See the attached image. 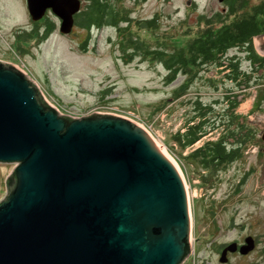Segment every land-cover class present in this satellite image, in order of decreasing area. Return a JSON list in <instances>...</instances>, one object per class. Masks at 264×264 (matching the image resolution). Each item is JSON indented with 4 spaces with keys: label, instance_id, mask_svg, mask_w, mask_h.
I'll list each match as a JSON object with an SVG mask.
<instances>
[{
    "label": "water",
    "instance_id": "95a60500",
    "mask_svg": "<svg viewBox=\"0 0 264 264\" xmlns=\"http://www.w3.org/2000/svg\"><path fill=\"white\" fill-rule=\"evenodd\" d=\"M26 3L33 21L51 9L62 34L82 6ZM0 163L14 165L0 200V264H182L190 253L184 181L146 131L116 114L61 115L1 60ZM253 248L247 236L219 261Z\"/></svg>",
    "mask_w": 264,
    "mask_h": 264
},
{
    "label": "rangeland",
    "instance_id": "374dc122",
    "mask_svg": "<svg viewBox=\"0 0 264 264\" xmlns=\"http://www.w3.org/2000/svg\"><path fill=\"white\" fill-rule=\"evenodd\" d=\"M187 1L122 0L120 8L131 14L128 31L133 37L151 46L164 44L178 48L185 46L204 27L200 14L210 16L225 7L222 0H192L191 4ZM258 1L250 0V3ZM154 15L158 16L155 28H148L138 21ZM54 22V29L43 39L40 33L42 18L34 25L24 0H0V60L26 71L45 100L60 109L62 115L81 117L92 111L116 114L135 122L160 145L184 177L188 192L193 253H189L182 264H222L219 261L220 244L240 239L245 234L263 241L242 254L244 256L233 255L229 264H264V140L261 138L264 64L251 72L248 61L242 59L241 68L249 71L250 84L241 90H236L234 82L227 78L228 69L213 65L203 67L185 88L182 97L158 111L157 108L170 96L171 89L183 81V74L166 85L163 82L165 70L159 63L138 56L126 61L121 59L118 43L123 36L112 28L92 29L87 48L82 50L80 43L87 31L74 24L69 33L62 34ZM218 25L215 23L214 27ZM28 32H32L31 37ZM253 46L259 56H264L260 51L264 48L263 35L253 38ZM234 53L242 54L238 49H232L227 55ZM231 87L232 94L239 100L234 113L254 136L244 145L239 161L201 183L195 169L184 158L191 147L180 149L170 139V134L183 126L187 105L181 102L193 96L212 102ZM222 106L220 99L215 110L219 111ZM217 134L218 131L203 137L193 147ZM13 167V164L0 163V200L7 192L5 178ZM244 172L248 175L241 184L239 179ZM235 187L238 189L234 190Z\"/></svg>",
    "mask_w": 264,
    "mask_h": 264
},
{
    "label": "trees",
    "instance_id": "16d2710c",
    "mask_svg": "<svg viewBox=\"0 0 264 264\" xmlns=\"http://www.w3.org/2000/svg\"><path fill=\"white\" fill-rule=\"evenodd\" d=\"M121 1L84 0L80 11L74 14V24L87 31L80 48H87L92 29L109 27L123 36L118 43L123 61L138 56L159 63L165 70L163 82L166 85H170L178 75L183 74V81L171 89L170 96L157 108L158 111L182 97L185 88L203 67L213 65L216 68L228 69L227 78L234 82L236 90H241L250 84V75L247 73L249 71L241 68L242 59L248 61L251 72L264 64V56H259L253 46L254 37L264 36V0L253 4L250 0H222L224 9L210 16L200 14L199 18L202 19L204 27L185 46L178 48L164 44L151 46L133 37L128 31L132 21L131 14L120 8ZM138 21L148 28H155L158 25V16ZM215 23L219 25L214 27ZM52 29L54 23L43 24L41 38L45 39ZM28 33L31 37L32 32ZM232 49H238L242 54L234 53L228 56L229 50ZM226 91L223 96L212 102H204L197 96L181 102L184 106L187 105L184 108L183 126L170 134V139L180 149L191 147V151L184 158L195 169L201 183L206 182L213 174L218 176L222 168L239 161L244 145L254 136L246 123L239 120L234 113L239 100L232 94L233 87ZM220 99L223 106L217 111L215 107L220 103ZM216 131L218 134L215 138H207L200 145L193 147L203 137H208ZM245 175L239 179L241 184ZM262 251L264 253V247Z\"/></svg>",
    "mask_w": 264,
    "mask_h": 264
},
{
    "label": "flooded vegetation",
    "instance_id": "af4514ba",
    "mask_svg": "<svg viewBox=\"0 0 264 264\" xmlns=\"http://www.w3.org/2000/svg\"><path fill=\"white\" fill-rule=\"evenodd\" d=\"M24 2H25V7H26V9H27V3H26V0H24ZM27 12H28V10H27ZM28 14H29V13H28ZM29 16H30V15H29ZM30 18H31V17H30ZM53 19L56 21L57 25L59 26L61 20H60L58 17H56V16L52 13L51 9L48 8V9L45 11V14H44L43 17H42V23H43V24H45L46 22H52V23H55ZM32 21H33V20H32ZM33 22H35V23H34V25H35V24H36V21H33ZM246 173H247V172H244V173H243V176H244ZM243 176H242L241 178H243ZM245 177H246V175H245ZM243 180H245V179H243ZM236 189H238V188L235 187L234 190H236ZM230 222H231V225H232L233 229H235L233 219H231ZM247 236H252V235H250V234H245V235L241 236L240 239L231 240V241L223 242L222 244H220V247H219V257H220V254H221L222 250H223L228 244H230V243H232V242H236L237 245L240 246V245L244 244L245 238H246ZM252 237H253V239H254V246H255L256 244L258 245L259 243H261V242L263 241V240L260 241L259 238L256 237V236H252ZM263 247H264V243H263V245H262V248H263ZM238 254H240L239 251H238V249H237L236 251H234V252H229V251H228L227 254H226V256H227V261H226V262H223L222 264H229V263H230V260H231V258H232V256H233V255L236 256V255H238ZM240 255H241V256H244V255H242V254H240Z\"/></svg>",
    "mask_w": 264,
    "mask_h": 264
},
{
    "label": "bare ground",
    "instance_id": "6f19581e",
    "mask_svg": "<svg viewBox=\"0 0 264 264\" xmlns=\"http://www.w3.org/2000/svg\"><path fill=\"white\" fill-rule=\"evenodd\" d=\"M18 69H19V67H18ZM21 71H23V70H21ZM25 72V71H24ZM147 133V132H146ZM148 134V133H147ZM149 135V134H148ZM150 136V135H149ZM152 138V137H151ZM153 140V139H152ZM153 142H154V140H153ZM154 144L156 145V147L160 150V152L174 165V163L164 154V152L162 151V149H161V147H160V145L159 144H157L156 142H154ZM176 165V164H175ZM174 165V166H175ZM175 168H176V166H175ZM178 168V167H177ZM176 168V169H177ZM177 170H179V169H177ZM179 172V171H178ZM180 174V173H179ZM181 175V177L183 178V181H185L184 180V177L182 176V174H180ZM186 185V184H185ZM188 193V192H187ZM187 197H188V194H187ZM188 205H189V200H188ZM189 214H190V211H189ZM190 233H191V218H190ZM191 236V235H190ZM189 241H190V238H189ZM190 246H191V241H190ZM190 251H193V247H192V249L190 248Z\"/></svg>",
    "mask_w": 264,
    "mask_h": 264
},
{
    "label": "built area",
    "instance_id": "2783aa9c",
    "mask_svg": "<svg viewBox=\"0 0 264 264\" xmlns=\"http://www.w3.org/2000/svg\"><path fill=\"white\" fill-rule=\"evenodd\" d=\"M18 67H20V66H17V68H18ZM19 69H20V68H19ZM20 70H22V69H20ZM23 72H24V70H23ZM24 73L27 75V72H26V71H25ZM27 76H28V75H27ZM28 77H29V76H28ZM29 78H30V77H29ZM30 79H31V78H30ZM31 80H32V79H31ZM32 81H33V80H32ZM33 82H34V81H33ZM55 108L57 109L58 113L62 115L61 111H59L60 109H58L56 106H55ZM192 253H193V252L190 251V254H192Z\"/></svg>",
    "mask_w": 264,
    "mask_h": 264
}]
</instances>
